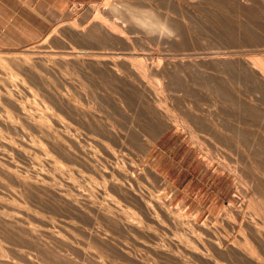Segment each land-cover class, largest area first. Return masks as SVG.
I'll use <instances>...</instances> for the list:
<instances>
[{
  "label": "rangeland",
  "instance_id": "374dc122",
  "mask_svg": "<svg viewBox=\"0 0 264 264\" xmlns=\"http://www.w3.org/2000/svg\"><path fill=\"white\" fill-rule=\"evenodd\" d=\"M30 1L0 0L1 19L19 21L23 26L28 20L37 21L40 17L39 12L44 11V8H34ZM36 1L38 4H47V7L58 9L63 18L53 25L44 24L48 29L45 28L47 32L45 31L46 33L43 34L39 33L38 28H31L34 36L39 35L40 37L37 42H31L21 34L18 36L11 34L0 27V108L2 109L0 121L3 120L0 127L5 130L11 126V130L6 129L10 130V133L7 131L8 136L2 134L3 129L0 128V131L2 130L0 142H2L1 140L4 141V143H0V245L3 249L5 248L7 255L13 254L8 257L11 259L18 256L17 264H76L70 257L72 253L76 256L78 253L76 260L86 258L88 264H232L231 261L234 262L235 256H227L225 261L211 249L208 239V234H211L212 236L218 235L224 240L227 238V242L221 245L220 250L226 251L228 248H235V251L233 249L232 251L241 260L254 259L255 256L247 250L255 248L253 241L256 243L258 241L259 243L264 242V228L261 231L258 229V232L261 233L257 232V237H254L252 241V236L246 233V229L242 231L235 222L238 216L244 219L246 217L247 221L252 220V212L249 208L253 190L251 185L253 181H257L259 178L264 180V173L261 172L264 168V122L253 119V121L242 120L244 118L243 113L231 102V99L239 92L240 87H238L237 80L238 74L243 71L242 69L237 71V68L229 67V76V74H221V69L217 68L218 66L214 63L205 62L201 66V70H205L202 74L197 64L186 63L185 65L183 62L180 63L182 57L178 56L177 53L185 48L203 53L209 51L211 47L219 48L222 46L221 48H225L227 46L226 48H229V46L236 47L243 42L250 43L248 36L255 32L254 29H251L253 28L251 22L254 16L257 17L255 19L259 21L258 23L264 27V0H98L88 3ZM127 1H131L134 5H138L142 1V4L140 3L142 8L151 9L150 11L158 16L169 15L173 19H180L181 15H185L188 24L186 26L181 25L186 38L185 44L183 45L173 38L167 40V37L163 36L158 39L154 34L144 33L145 30L138 28L131 22L124 24L127 28L120 25L121 21H115L109 10L110 7L121 8L122 5L130 3ZM92 4L95 5V8H91ZM243 11L247 16L244 15ZM22 17L27 18L24 20ZM243 19H248L249 24L247 21L245 24ZM219 20L220 22H218ZM97 21L102 23V28L100 27L96 31L99 38L95 37L93 40L92 37V40L88 38L85 40L86 37L82 36L81 32L83 30L87 32L89 27ZM240 22L241 24H239ZM244 25L251 27L248 26V29ZM244 28L250 33L246 31L245 34L246 29ZM243 32L244 34H242ZM95 39L100 42L98 41L96 44ZM261 43L264 47V38ZM26 47H31L35 53L33 52V58H29V61L27 59H24L27 61L22 60L21 68L18 66L19 68L14 70V66L4 61L3 54L11 55ZM77 48L94 49L102 51L106 55L110 54L112 58L108 61L103 60L104 63L100 61V63H96L97 65L94 62L92 64V66L95 64L97 68L101 66L100 69L103 74L108 68L105 72V74H109L108 77L107 75L104 77L100 69L97 70L96 67L94 69L95 65L93 68L91 67L94 73L91 68H87L85 65L92 76L98 74V76L90 77V82L87 78L90 74L86 76L89 72L82 68L83 71L82 66L79 65L83 62L82 58H72L71 52L78 50ZM216 48L212 50H216ZM245 48L253 49L256 47L252 46L251 43ZM116 53L118 54L116 55ZM130 53L134 55L131 57L139 58V63L135 58H131L134 60L132 61L133 64L131 63V59L128 57ZM49 54L60 55V59H52ZM122 58L124 59L122 60ZM48 59L50 63H48ZM129 59L130 62H128ZM247 60V68L259 73L256 79L258 81L259 79L264 80V64L258 68L248 64ZM134 62L137 64L135 63V65ZM170 63L173 64V67ZM138 64H141L139 68L136 67L139 66ZM68 65L72 66L69 67ZM64 66L67 67L64 68ZM103 67H106L105 70H102ZM46 69L51 72H47ZM52 70L55 71L54 74H52L54 72ZM2 76H4V81ZM109 76H112L113 79ZM111 80L119 83H113ZM55 82H58L57 85ZM82 84L86 87H82ZM113 84L116 85L115 88H112L114 87ZM214 84L222 87L219 89L222 91L220 92ZM63 87H73L71 89L73 93L71 94L68 90V93L63 92L62 90L66 91ZM223 88H226L227 94ZM88 89L92 91L89 92L93 93L92 95L87 93ZM116 90L120 92L114 93ZM14 91L15 94L13 95L12 92L14 93ZM82 91L85 93V98ZM20 92L25 95L30 92L28 94L30 101L26 98L27 96L24 97L23 93L20 94ZM35 92L36 99L33 98ZM75 93H77V97H72ZM78 93H80L79 97ZM60 94L62 95L60 96ZM21 95L22 98L20 99ZM77 98L78 100H85L87 103L78 101ZM18 99H20L19 102ZM23 99L24 101H22ZM37 101L39 105H36ZM153 101H157L156 104ZM159 101L163 105L157 104ZM49 103L54 107L50 106ZM11 104L25 107L26 111L31 113L24 111L25 109H20V107H18L20 110H16L17 107H14L13 110L10 108V106L13 108ZM60 105L61 107H59ZM151 107L152 109L155 107L154 110L158 111L157 114ZM260 107L261 113H264V104H261ZM39 108L40 110H38ZM60 109L64 111H62L64 115L59 112ZM3 110H6L5 112L9 115ZM71 111L74 112L71 113ZM17 113L30 121L28 122V119L25 121L24 118H21L23 116L20 114L19 116ZM23 113L32 116L29 115L30 117L27 116L26 118ZM13 116H17V118L19 116V118ZM33 116L36 121L34 118L31 122ZM5 117L9 118L5 119ZM11 117L13 118L11 119ZM3 118L7 121L5 122ZM8 119H11L10 122ZM13 119H16L17 122ZM149 121L151 122L148 123ZM49 123L53 125L51 127L53 129L49 128ZM30 124L32 125L30 126ZM41 127L42 129H40ZM54 129L56 130L54 131ZM49 130L51 131L48 133ZM4 145L6 146L5 150ZM29 146H32L33 149ZM38 162L40 163L37 164ZM34 165L40 166L35 167ZM138 169V172L135 171ZM49 188L50 190H47ZM117 190L119 192L116 199L109 197L108 193H115ZM230 205L238 207V210L236 207L233 209ZM37 233L39 235H36ZM64 235V238L67 239L65 242ZM242 235L243 237L246 235V239L249 240L248 242L244 241L245 245L237 242V238ZM87 237L96 241L95 244L93 243L95 247L92 251L90 246L85 247L84 243L91 242ZM38 241L45 243L44 245L41 243V245ZM62 243L64 244L62 245ZM45 244L47 245L45 246ZM53 246H58L59 250L52 257L47 253V249L53 248ZM62 248L65 250L63 249V251ZM108 248L117 250L118 255H114L116 258L110 259L111 256L107 255ZM145 248L149 250L148 256L151 255L153 260L151 258L150 261L144 259L147 258L144 255L147 256L148 254V252L146 254ZM77 249L78 251H76ZM85 249L90 250L91 252L88 253H92L93 256L87 253L88 256L83 257ZM68 250L73 252H69V255ZM254 251L256 250L254 249ZM64 252L68 256L62 255ZM100 256H104V258ZM6 259H1L0 263L9 264L10 262L7 261V263ZM123 259L125 260L123 261ZM262 263L264 264V260Z\"/></svg>",
  "mask_w": 264,
  "mask_h": 264
},
{
  "label": "bare ground",
  "instance_id": "6f19581e",
  "mask_svg": "<svg viewBox=\"0 0 264 264\" xmlns=\"http://www.w3.org/2000/svg\"><path fill=\"white\" fill-rule=\"evenodd\" d=\"M36 0H31L30 1V4H31V6H34V8H36V7H41V8H44L43 10L44 11H42L41 10V12H39V18H38V20L37 21H31V20H28L27 21V23L25 22V24H24V26H23V24H21V23H19V21L18 22H16V21H10V20H8V19H1L2 17H0V27L1 28H4V29H6L9 33H11V34H15V35H19V34H21V35H23V36H25L26 38H27V40H30L31 42L32 41H36L37 42V40H39L40 39V37H39V35H37V36H34V34H33V31H32V29L31 28H38V30H39V33H41V34H43V33H46L47 32V30H45V28L46 29H48L47 28V26H44V24L45 25H47V23L48 24H52L53 25V23H55V22H60L63 18L61 17V13H60V11L58 10V9H56V8H54V7H47V4H42V3H40V4H38V2L36 1ZM39 1V0H38ZM139 1V0H138ZM126 2V1H125ZM127 2H130V3H128V4H124V5H122V7L120 8V7H110V10H109V12H110V15L112 16V17H114L113 19L116 21V20H118V22H120V25H122L123 27H126L124 24H126V23H128L129 24V22H131V23H133V25H136L138 28H141V29H143V30H145V32L144 33H149V34H154V35H156L157 37H158V39H160L162 36L163 37H167V40H170L171 38H173L174 40H178L181 44H185V34L183 33V28H182V26L181 25H185L186 26V24H188L187 23V17L185 16V15H181L180 16V19H173L171 16H169V15H165V16H158V15H155L153 12H151L150 10H146V8L144 9V8H142L141 7V5H140V3L142 2H140L138 5H134V3H132L131 1H127ZM210 2V1H209ZM233 2V1H232ZM28 3V2H27ZM132 3V4H131ZM146 3V2H145ZM212 3V2H211ZM214 3V2H213ZM219 3V2H218ZM29 4V3H28ZM142 4V3H141ZM233 4H234V2H233ZM120 5V6H121ZM139 5H140V7H139ZM231 5V4H230ZM143 6V5H142ZM218 6V5H217ZM144 7V6H143ZM151 7H152V5H151ZM226 7V6H225ZM34 8H32L33 10H36V9H34ZM91 8H95V5H91ZM230 8V7H229ZM263 8V7H262ZM87 9V8H86ZM109 9V8H108ZM223 9V8H222ZM29 10V9H28ZM180 10V9H179ZM32 11V10H31ZM245 11V10H244ZM243 11V12H244ZM23 12V11H22ZM89 12V11H88ZM170 12V11H169ZM172 12V11H171ZM174 12V11H173ZM9 13V12H8ZM25 13H26V10H25ZM28 14L30 13L29 11L27 12ZM239 13H242V12H239ZM245 13V12H244ZM90 15H91V13H89ZM243 14V13H242ZM27 15V14H26ZM26 15H23V16H26ZM38 15V14H37ZM244 15H246V13L244 14ZM15 16V15H14ZM29 16V15H28ZM72 16V15H71ZM103 16V15H102ZM110 16V19L112 18ZM213 16V15H212ZM247 16V15H246ZM245 16V17H246ZM259 16V15H258ZM107 17H108V15H107ZM250 18H251V15L249 16ZM248 17V18H249ZM23 18V17H22ZM27 17H25V19H26ZM109 18V17H108ZM252 18H253V15H252ZM255 18H257V17H255L254 16V18H253V21L251 22L252 23V27L253 28H251V29H254V33L253 34H251L250 32H248V30L246 29V28H244V29H246L245 30V34H246V31L248 32V33H250L249 34V36L248 37H250L249 39H250V43L248 42H243V43H240V45H238V46H236V47H230L229 46V48H226L227 46H225L224 44V46H225V48L223 47V48H221V47H219V48H216V47H211L210 48V50L208 51H206V52H203V53H199V52H197V50L195 51V50H190V49H187V48H185V49H183L181 52H179V53H177L178 54V56H181L182 57V59H180V57H178L179 59H180V63L181 62H183V64L185 63V65H186V63H192V64H197L199 67H200V69H199V71L203 74L204 72H205V70L204 71H202L201 70V66H203L202 64L203 63H205V62H211V63H214V65H216V66H218L217 68H219V69H221V74L222 73H224V74H226V75H228L229 74V76H230V68L229 67H233V68H237V71H240V69H242L241 71V73L240 74H238L239 75V78H238V80H237V83H238V87H240V89H239V92H237V94L235 95V97H233V99H231V102H232V104L235 106H237V108H238V110L240 111V112H242L243 114V116H244V118L242 119V120H251V121H253V120H258L259 122H260V120L262 121V122H264V113H261V107H260V105L261 104H264V80H260L259 79V81L256 79V77L259 75V73H257V72H254V71H252V69H251V71L247 68L248 67V65L246 64V59H248L247 61H248V64H251V65H254V66H256V67H260L261 65H263L264 64V47L262 46V43H261V41H262V39L264 38V27L263 26H261L258 22V20L257 19H255ZM24 19V18H23ZM24 19V20H25ZM86 19V18H85ZM107 19V18H106ZM109 19V20H110ZM238 19H239V17H238ZM65 20V19H64ZM112 20V19H111ZM223 20V19H222ZM244 20V19H243ZM248 19H246V20H244L243 22L246 24V21H247ZM250 20V19H249ZM252 20V19H251ZM67 21H69V20H67ZM77 21V20H76ZM103 21V20H102ZM211 21V20H210ZM224 21V20H223ZM69 22H71V21H69ZM85 22V21H84ZM101 22V21H100ZM100 22H94L92 25H91V27H89V29H88V31L87 32H85L84 30L81 32L80 30V32L82 33V36H84V37H86L85 38V40L88 38V39H91L92 40V37H93V40H94V38L96 37H98V34H97V32L96 31H98L99 29H100V27H101V24H100ZM194 22V21H193ZM218 22H220V20L218 21ZM239 22V21H238ZM242 22V23H243ZM248 22V21H247ZM22 23H24V22H22ZM62 23V22H61ZM74 23V22H73ZM235 23V22H234ZM26 24H27V26H26ZM57 24V23H56ZM55 24V25H56ZM127 24V25H128ZM224 24H225V21H224ZM227 24V23H226ZM239 24H241V22L239 23ZM248 24H249V22H248ZM65 25V24H64ZM68 25H71V24H68ZM67 25V26H68ZM76 25V24H75ZM223 25V24H222ZM244 26H247V28L249 29V27L248 26H250V25H244ZM24 27V28H23ZM69 27V26H68ZM75 27V26H74ZM77 27V26H76ZM243 27V26H242ZM251 27V26H250ZM28 28V29H27ZM84 28V27H83ZM102 28V27H101ZM127 28V27H126ZM135 28V27H134ZM125 29V28H124ZM121 29H119V31H120ZM227 30V29H226ZM46 31V32H45ZM79 31H77V32H79ZM122 31V30H121ZM132 31V30H131ZM193 31V30H192ZM244 31V30H243ZM2 33H3V31H1ZM38 32V31H37ZM129 32V31H128ZM138 32V31H137ZM140 32V31H139ZM242 32V31H241ZM252 32V31H251ZM80 33V34H81ZM121 33V32H120ZM124 33V32H123ZM242 34H244V32L242 33ZM241 34V35H242ZM78 35V34H77ZM134 35V34H133ZM41 36V35H40ZM42 37V36H41ZM244 37H245V35H244ZM39 38V39H38ZM99 38V37H98ZM237 38V37H236ZM103 39V38H102ZM189 39V38H188ZM229 39V38H228ZM238 39H239V37H238ZM245 39H247V37H245ZM83 40V39H82ZM96 41V44L98 43V39H95ZM162 40V39H161ZM244 41V40H243ZM247 41V40H246ZM78 42V41H77ZM84 42V41H83ZM100 42V41H99ZM112 42V41H111ZM159 42V41H158ZM177 42V41H176ZM187 42V41H186ZM242 42V41H241ZM90 43V42H89ZM102 43V42H101ZM100 43V44H101ZM198 43V42H197ZM251 43H252V46H255L256 48H253V49H247V48H245L246 46H250L251 45ZM84 44V43H83ZM95 44V43H94ZM103 44V43H102ZM101 44V45H102ZM38 45V44H37ZM92 45V44H91ZM100 45V46H101ZM177 45V44H176ZM229 45V44H228ZM18 46V45H17ZM57 46V45H56ZM98 46V45H97ZM104 46V45H103ZM105 46H106V44H105ZM125 46V45H124ZM179 46V45H178ZM182 46V45H181ZM1 47H3V46H1ZM40 47V46H39ZM89 47V46H88ZM95 47V46H94ZM47 48V47H46ZM104 48V47H103ZM183 48V47H182ZM213 48H216V50H212ZM221 48V49H220ZM78 49V48H77ZM97 49V48H96ZM174 49V48H173ZM3 51V50H2ZM104 51V50H103ZM1 52V51H0ZM7 52V51H6ZM14 52V51H13ZM12 52V53H13ZM34 52V50H32V48L31 47H26V48H24V49H22V50H19V51H15V53L14 54H11V55H9V54H7V53H5V54H3V57H4V61H6L7 62V64H9V65H11V66H14L15 68H14V70L19 66L20 67V64H21V62H22V60H24V59H29V58H33V54L35 53H33ZM8 53H9V51H8ZM51 53V52H50ZM72 54H73V56H72V58H77V57H80V58H82V60H83V62H82V64H79V65H81L82 67H81V69L82 68H84V70L87 72H89V69L87 70V68L89 67V68H93V66L96 64V63H100V61H103V60H109V59H111L112 57H110V54L109 55H106V53L104 54V52H100V51H97V50H94V49H88V48H79L78 50H75L74 52L72 51L71 52ZM110 53V52H109ZM134 53V52H133ZM133 53H130L129 55L130 56H128V57H130V59L131 58H135V60L137 59L136 57H131V56H134L133 55ZM113 54V53H112ZM118 53H116V55H117ZM122 54V53H121ZM125 54H128V53H125ZM124 54V55H125ZM132 54V55H131ZM135 54V53H134ZM49 55H51V54H49ZM48 55V56H49ZM115 55V56H116ZM120 55V54H119ZM136 56V55H135ZM50 57V56H49ZM60 57V55H51V57L50 58H52V59H58ZM62 57V56H61ZM66 57V56H65ZM126 57V56H125ZM124 57V58H125ZM42 58V57H41ZM79 58V59H80ZM113 58H114V55H113ZM120 58V57H119ZM124 58H122V60L124 59ZM157 58V57H156ZM177 58V59H178ZM60 59V58H59ZM66 59V58H65ZM69 59H71V58H69ZM130 59H129V61L128 62H130ZM139 59V58H138ZM138 59H137V62H138ZM154 59V58H153ZM27 60H24V61H27ZM30 60V59H29ZM28 60V61H29ZM64 60V59H63ZM72 60H74V59H72ZM71 60V61H72ZM128 60V59H127ZM152 60V59H151ZM172 60V59H171ZM174 60V59H173ZM44 61V60H43ZM48 61V63H50L49 62V59L47 60ZM78 61V60H77ZM132 61H134L133 59H131V63L133 64V62ZM140 61V60H139ZM32 62V60L30 61V63ZM33 62H35V61H33ZM57 62V61H56ZM60 62H63V61H60ZM81 62V61H80ZM93 62L95 63L93 66H92V64H93ZM105 61H103V63H104ZM117 62V61H116ZM115 62V63H116ZM119 62V61H118ZM141 62V61H140ZM172 62V61H171ZM39 63V62H38ZM44 63V62H43ZM43 63H42V65H43ZM55 63V62H54ZM58 63V62H57ZM65 63V62H64ZM72 63H73V61H72ZM102 63V62H101ZM112 63H114V61H112ZM136 62H134V64H135ZM139 63V62H138ZM175 63V62H174ZM36 64H37V62H36ZM62 64V63H61ZM60 64V65H61ZM76 64V63H75ZM109 64V63H108ZM137 64V63H136ZM135 64V65H136ZM150 64V63H149ZM170 64H172V63H170ZM191 64V65H192ZM1 65V64H0ZM21 65H23V64H21ZM28 65H30V64H28ZM34 65V64H33ZM32 65V66H33ZM84 65V66H83ZM85 65H87V68H85ZM97 65V64H96ZM94 66V69H95V67H96V69L98 70V69H100L101 68V66H100V68H97V66ZM110 65H111V62H110ZM113 65H115V64H113ZM139 65V64H138ZM141 65V64H140ZM140 65L139 66H136V67H140ZM176 65V64H175ZM178 65H180V64H178ZM188 65V64H187ZM194 65H192V66H194ZM7 66V65H6ZM50 66V65H49ZM57 66H59V64H57ZM57 66H55V67H57ZM69 66V65H68ZM70 66H72V65H70ZM69 66V67H70ZM99 66V65H98ZM105 66V65H104ZM109 66V65H108ZM108 66H106V67H108ZM124 66V65H123ZM122 66V67H123ZM172 67H173V64L171 65ZM177 66V65H176ZM18 67V68H19ZM22 67V66H21ZM20 67V68H21ZM35 67V66H34ZM65 67H67V66H64V68ZM105 67V68H106ZM115 67V66H114ZM121 67V68H122ZM128 67H130L129 65H128ZM132 67V66H131ZM160 67V66H159ZM186 67V66H185ZM13 68V67H12ZM39 68V67H38ZM44 68V67H43ZM46 68V67H45ZM44 68V69H45ZM62 68V67H61ZM61 68H59V69H61ZM91 68V69H92ZM104 68V67H103ZM105 68L104 69H102V70H105ZM134 68V67H133ZM229 68V69H228ZM22 69H24V68H22ZM37 69V68H36ZM43 69V70H44ZM56 69V68H55ZM58 69V68H57ZM68 69V68H67ZM77 69V68H76ZM90 69V70H91ZM108 69V68H107ZM106 69V70H107ZM112 69V68H111ZM110 69V70H111ZM135 69V68H134ZM193 69V68H192ZM195 69H196V67H195ZM262 69V68H261ZM26 70V69H25ZM29 70V69H28ZM34 70V69H33ZM47 70V72H49L48 71V69H46ZM45 70V71H46ZM50 70H51V67H50ZM83 70V69H82ZM83 70V71H84ZM93 70V69H92ZM96 70V71H97ZM106 70L104 71V74L102 73L103 71H101V69H100V72L104 75V77H106V75L107 74H105V72H106ZM112 70H114V69H112ZM112 70H111V72H112ZM148 70V69H147ZM150 70V69H149ZM151 70H152V68H151ZM162 70V69H161ZM173 70H175V69H173ZM172 70V71H173ZM180 70V69H179ZM206 70H208V69H206ZM218 70V69H217ZM234 70V69H233ZM233 70H231V71H233ZM259 70V69H258ZM19 71V70H18ZM45 71H44V73H45ZM54 70H52V72H53ZM83 71H80V72H83ZM115 71V70H114ZM138 71H140V72H142L140 69H138ZM154 71H155V69H154ZM235 71V70H234ZM27 72V71H26ZM32 72V71H31ZM51 72V71H50ZM49 72V73H50ZM80 72H79V74H80ZM139 72V73H140ZM151 72V71H150ZM191 72V71H190ZM25 73V72H24ZM34 73V72H33ZM55 73V71L52 73V74H54ZM77 73V72H76ZM85 73V72H84ZM93 73H94V70H93ZM96 73V72H95ZM98 73V72H97ZM100 73V74H101ZM138 73V74H139ZM163 73V72H162ZM234 73V72H233ZM235 73H237V72H235ZM30 74V73H29ZM28 74V75H29ZM90 74V72L88 73V74H86V76H88ZM232 74V73H231ZM262 74V73H261ZM24 75V74H23ZM27 75V74H26ZM81 75V74H80ZM91 75V74H90ZM89 75V77H87L88 79L90 78V77H93V76H98V74L97 75H91L90 76ZM109 75V74H108ZM108 75H107V77H108ZM110 75H113V74H110ZM140 75V74H139ZM184 75H185V73H184ZM218 75V74H217ZM47 76V75H46ZM45 76V77H46ZM48 76H49V74H48ZM79 76V75H78ZM84 76V75H83ZM85 76V77H86ZM114 76V75H113ZM126 76V75H125ZM133 76V75H132ZM224 76V75H223ZM262 76V75H261ZM4 76H2V78H3ZM18 77V76H17ZM16 77V78H17ZM38 77V76H37ZM40 77V76H39ZM103 77V78H104ZM110 77H112V76H109V78ZM115 77H117V76H115ZM120 77H121V75H120ZM119 77V78H120ZM130 77V76H129ZM134 77V76H133ZM156 77V76H155ZM236 77V76H235ZM1 78V79H2ZM9 78H10V76H9ZM13 78V77H12ZM25 78V77H24ZM47 78V77H46ZM52 78H54V77H52ZM51 78V79H52ZM131 78V77H130ZM138 78V77H137ZM153 78V77H152ZM168 78V77H167ZM8 79V78H7ZM6 79V80H7ZM14 79V78H13ZM26 79V78H25ZM35 79V78H34ZM33 79V80H34ZM50 79V78H49ZM95 79V78H94ZM111 79H113V77L111 78ZM151 79V78H150ZM209 79V78H208ZM211 79V78H210ZM5 79L3 78V81H4ZM19 80V79H18ZM24 80V79H23ZM22 80V81H23ZM37 80V79H36ZM60 80V79H59ZM125 80V79H124ZM136 80V79H135ZM21 81V80H20ZM19 81V82H20ZM82 81V80H81ZM89 81H90V79H89ZM94 81V80H93ZM92 81V82H93ZM99 81V80H98ZM101 81V80H100ZM118 81H119V79H118ZM118 81H115L116 82V84H118L119 82ZM6 82H10V81H6ZM39 82V81H38ZM85 82V81H84ZM88 82V81H87ZM91 82V81H90ZM95 82V81H94ZM111 82H113L112 80H111ZM115 82H113V83H115ZM140 82V81H139ZM1 83V82H0ZM24 83V82H23ZM26 83V82H25ZM37 83V82H36ZM57 83L58 82H55V84L57 85ZM144 83V82H143ZM214 83H216V82H214ZM29 84H31L30 83V81H29ZM62 84V83H61ZM60 84V85H61ZM64 84V83H63ZM62 84V85H63ZM95 84V83H94ZM94 84H93V86H94ZM104 84V83H103ZM123 84V83H122ZM145 84V83H144ZM154 84V83H153ZM1 85V84H0ZM42 85V84H41ZM65 85V84H64ZM87 85V84H86ZM88 85H90L89 83H88ZM114 85V84H113ZM112 85V86H113ZM216 87H217V89L219 90V89H221L222 87H219V85H217V84H214ZM236 85V84H235ZM22 86H24V85H22ZM34 86V85H33ZM35 86L37 87V85L35 84ZM79 86V85H78ZM86 87L84 84H82V87ZM91 86V85H90ZM93 86H92V88H93ZM109 86V85H108ZM115 86L116 85H114V87H112V88H115ZM13 87V86H12ZM20 87V86H19ZM18 87V88H19ZM38 87H40L39 85H38ZM46 87V86H45ZM58 87H60V86H58ZM62 87V86H61ZM66 87H68V86H66ZM110 87V86H109ZM121 87V86H120ZM144 87V86H143ZM211 87V86H210ZM216 87H215V89H216ZM231 87V86H230ZM236 87V86H235ZM21 88V87H20ZM25 88V87H24ZM42 88V87H41ZM64 88V87H63ZM63 88H61V89H63ZM70 88V87H69ZM69 88H64L66 91H64V90H62L63 92H67L68 93V91L69 92H71V91H73V90H71L73 87H71L70 89ZM81 88V87H80ZM125 88V87H124ZM15 89V88H14ZM13 89V90H14ZM36 89V88H35ZM44 89V88H43ZM46 89H49V88H46ZM224 89V88H223ZM226 89V88H225ZM223 90L224 92H225V94H227V91L226 90ZM236 89V88H235ZM238 89V88H237ZM24 90V89H23ZM22 90V91H23ZM37 90V89H36ZM38 90H39V88H38ZM68 90V91H67ZM89 91L87 92L88 94H90V95H92L91 93H89V92H92V91H90V89H88ZM112 90V89H111ZM172 90V89H171ZM233 90H234V88H233ZM10 91V90H9ZM20 91V90H19ZM51 91V90H50ZM61 91V92H62ZM75 91H76V88H75ZM74 91V92H75ZM80 91V90H79ZM84 91V90H83ZM82 91V92H83ZM119 90H116V91H114V93L115 92H118ZM220 91V90H219ZM222 91V90H221ZM220 91V92H221ZM25 92V91H24ZM31 92V91H30ZM29 92V93H30ZM44 92V91H43ZM78 92V91H77ZM120 92V91H119ZM164 92V91H163ZM9 94H11V92H8ZM17 93V92H16ZM23 93V92H22ZM21 92H20V94H22ZM27 93V92H26ZM28 93V94H29ZM32 93V92H31ZM49 93V92H48ZM66 93V94H67ZM73 92H71V94H72ZM81 93V92H80ZM80 93H78V97H79V94ZM4 94V93H3ZM12 94L14 95L15 94V91H14V93L12 92ZM19 94V95H20ZM28 94H22V95H24V97H26V98H28V96H30V95H28ZM35 94H36V92L32 95L31 94V96H33V98H35ZM70 94V93H69ZM76 94L77 93H75L74 95H72V97H77L76 96ZM85 93L83 92V96H84V98H85V95H84ZM87 94V95H88ZM113 94V93H112ZM129 94V93H128ZM22 95L20 96V99L22 98ZM48 95V94H47ZM51 95V94H50ZM62 94H60V96H61ZM119 95V94H118ZM4 96V95H3ZM12 96V95H11ZM37 96V95H36ZM57 96H59L58 94H57ZM67 96H71V95H67ZM10 97V96H9ZM44 97V96H43ZM42 97V98H43ZM50 97V96H49ZM56 97V96H55ZM63 97V96H62ZM146 97V96H145ZM229 97H231L230 95H229ZM8 98V97H7ZM6 98V99H7ZM16 98H18V97H16ZM32 98V99H33ZM41 98V99H42ZM45 98V97H44ZM52 98H53V96H52ZM80 98H82L81 96H80ZM83 98V99H84ZM93 98V97H92ZM147 98H148V96H147ZM235 98V99H234ZM9 99V98H8ZM11 99V98H10ZM15 99V98H14ZM13 99V100H14ZM20 99H18V102H19V100ZM36 99V98H35ZM46 99H47V96H46ZM54 99V98H53ZM65 99H67V98H65ZM65 99H62L63 101L65 100ZM76 99V98H75ZM74 99V100H75ZM149 99V98H148ZM26 100V99H25ZM28 100H29V98H28ZM50 100V99H49ZM73 100V101H74ZM77 100H78V98H77ZM152 100V99H151ZM22 101H24V99L22 100ZM27 101V100H26ZM30 101V100H29ZM28 101V102H29ZM36 101V100H35ZM39 102H40V100H38ZM38 101L35 103L36 105H39V103H38ZM46 101H48V100H46ZM55 101H56V99H55ZM66 101V100H65ZM78 101H84L85 102V100H81V99H79ZM5 102H6V100H5ZM8 102H9V100H8ZM14 102V101H13ZM16 102V101H15ZM14 102V103H15ZM21 102V101H20ZM48 102H51V101H48ZM68 102V101H67ZM155 104H156V102L157 101H153ZM27 103V102H26ZM31 103H33V102H31ZM30 103V104H31ZM44 103V102H43ZM52 103H53V101H52ZM61 103V102H60ZM76 103H78L77 101H76ZM81 103V102H80ZM85 103H87V102H85ZM6 104V103H5ZM18 104H20V103H18ZM17 104V105H18ZM22 104V103H21ZM29 104V103H28ZM29 104V105H30ZM48 104V103H47ZM51 103H49V105H50ZM151 104V103H150ZM157 104H161V105H163L160 101L157 103ZM7 105V104H6ZM12 106H13V108L10 106V108L11 109H15L14 107H17V109L16 110H18L19 108L18 107H20V105L19 106H14V104H11ZM46 105V104H45ZM59 105V104H58ZM77 105V104H76ZM80 105V104H79ZM1 106V105H0ZM8 106V105H7ZM24 106V105H23ZM43 106V105H42ZM41 106V107H42ZM50 106H52V104L50 105ZM83 106V105H82ZM156 106V105H155ZM158 107H159V105H157ZM30 107V106H29ZM34 107V106H33ZM40 107V106H39ZM45 107V106H44ZM52 107H54V106H52ZM59 107H61V105L59 106ZM59 107H58V109H59ZM69 107V106H68ZM9 108V107H8ZM8 108H7V110H8ZM76 108V107H75ZM80 108V107H79ZM84 108V107H83ZM155 108V107H154ZM154 108L152 109V107H151V109L152 110H154ZM162 108H164L163 106H162ZM161 108V109H162ZM6 109V108H5ZM20 109H25V107H20ZM19 109V110H20ZM44 109V108H43ZM55 109H57V108H55ZM85 109V108H84ZM150 109V111L151 112H153L152 110ZM2 109L0 108V111H1ZM12 110V111H13ZM15 110V111H16ZM38 110H40V108L38 109ZM46 110V109H45ZM50 110V109H49ZM70 110V109H69ZM72 110V109H71ZM74 110V109H73ZM158 110H160L159 108H158ZM4 111V110H3ZM6 111V110H5ZM4 111V113H7V112H5ZM11 111V110H10ZM23 111V110H22ZM24 111H26V109L24 110ZM31 111V110H30ZM41 111H42V108H41ZM52 111V110H51ZM57 111V110H56ZM63 110H59V112H61V113H63L62 112ZM86 111V110H85ZM84 111V112H85ZM264 111V110H263ZM17 112V111H16ZM26 112H29L28 110L26 111ZM32 112H34V111H32ZM54 112V111H53ZM58 112V113H59ZM74 111H71V113H73ZM87 112V111H86ZM85 112V113H86ZM154 112H156L155 110H154ZM158 112V111H157ZM157 112H156V114H157ZM161 112V111H160ZM170 112V111H169ZM29 113H31V112H29ZM44 113H46V112H44ZM57 113V112H56ZM65 113H66V110H65ZM8 114V113H7ZM6 114V115H7ZM20 114V113H19ZM18 113H17V115H19ZM24 114V113H23ZM27 114V113H26ZM26 114H24V115H26ZM55 114V113H54ZM83 114V113H82ZM150 114V113H149ZM1 115V114H0ZM5 115V116H6ZM9 115V114H8ZM15 115V114H14ZM21 115V114H20ZM19 115V116H20ZM29 115H31V114H29ZM29 115H26L25 117L27 118V116H29ZM34 115V114H33ZM37 115H38V113H37ZM59 115V114H58ZM63 115H64V113H63ZM67 115V114H66ZM69 115V114H68ZM152 115V114H151ZM12 116V115H11ZM19 116H18V118H19ZM21 116H23V115H21ZM32 116V115H31ZM39 116V115H38ZM41 116V115H40ZM44 116V115H43ZM46 116V115H45ZM47 116H49L48 114H47ZM56 116V115H55ZM153 116H154V113H153ZM13 117H15V118H17V116H13ZM13 117H11V119L13 118ZM30 117V116H29ZM35 117H36V115H35ZM34 116L33 117H31L32 119H31V122H32V120H34V118H35ZM61 117V116H60ZM88 117V116H87ZM90 117V116H89ZM7 118H9V117H7ZM6 117H5V119H7ZM17 118V119H18ZM21 118H24V116L23 117H21ZM21 118H20V121H21ZM49 118V117H48ZM136 118V117H135ZM141 118H143V117H141ZM218 118V117H217ZM4 119V118H3ZM4 119V121L6 122L7 120H5ZM10 119V120H11ZM25 119V118H24ZM28 119V118H27ZM27 119H25V121L27 120ZM45 119V118H44ZM43 119V120H44ZM150 119H151V117H150ZM253 119V120H252ZM10 120L8 119V121L10 122ZM16 120V119H15ZM14 119H13V121H15ZM142 120V119H141ZM162 120V119H161ZM1 121H3V120H1ZM0 121V122H1ZM19 121V120H18ZM30 120L28 119V122H29ZM34 121H36V118H35V120ZM33 121V122H34ZM46 121V120H45ZM163 121V120H162ZM4 122V123H5ZM16 122H17V120H16ZM40 122V121H39ZM143 122V121H142ZM151 121H149L148 123H150ZM164 122V121H163ZM166 122V121H165ZM171 122V121H170ZM195 122V121H194ZM203 122V121H202ZM8 123V122H7ZM6 123V125L8 126V124ZM42 123H44V122H42ZM46 123V122H45ZM133 123V122H132ZM146 123V122H145ZM183 123V122H182ZM181 123V124H182ZM0 124H3V122H1ZM36 124V123H35ZM50 124V123H49ZM61 124V123H60ZM112 124V123H111ZM143 125H144V123H142ZM152 124H154V123H152ZM152 124H149V125H152ZM165 124V123H164ZM246 124V123H245ZM264 124V123H263ZM32 124H30V126H31ZM43 125V124H42ZM47 125H48V123H47ZM46 125V126H47ZM70 125V124H69ZM78 125H80V124H78ZM142 125V126H143ZM157 125V124H156ZM158 125H160V124H158ZM166 125V124H165ZM1 126V125H0ZM9 126H10V124H9ZM33 126H35L34 124H33ZM33 126H32V128H33ZM45 126V125H44ZM49 126V125H48ZM53 125L52 124H50V127L49 128H51ZM110 126V125H109ZM139 126V125H138ZM26 127V126H25ZM58 127V126H57ZM72 127V126H71ZM141 127V126H140ZM155 127V126H154ZM166 127V126H165ZM184 127V126H183ZM1 129H3V127H0ZM6 128V127H5ZM11 128V126L10 127H7L6 129H10ZM35 128V127H34ZM46 128H48V127H46ZM99 128V127H98ZM104 128V127H103ZM102 128V129H103ZM261 128V127H260ZM5 129V130H6ZM16 129H18V128H16ZM28 129V128H27ZM36 129V128H35ZM40 129H42V127L40 128ZM51 129H53V128H51ZM58 129V128H57ZM63 129V128H62ZM110 129H112V128H110ZM5 130L3 129V131H4V133H3V131H2V134H7L6 136H8V132L11 130H6V132H5ZM36 130H39L38 128L36 129ZM36 130H34V131H36ZM56 129H54V131H55ZM0 131V132H1ZM8 131V132H7ZM51 130H49L48 131V133L50 132ZM80 131V130H79ZM38 132V131H37ZM46 132V131H45ZM45 132H43V133H45ZM53 132V131H52ZM51 132V133H52ZM71 132V131H70ZM10 133V132H9ZM50 133V134H51ZM104 133V132H103ZM106 133V132H105ZM1 134V135H2ZM30 134V133H29ZM32 134V133H31ZM38 134H39V132H38ZM41 134V133H40ZM49 134V135H50ZM60 134H61V132H60ZM1 135H0V137H1ZM20 135V134H19ZM47 135V134H46ZM51 135H53V134H51ZM62 135V134H61ZM74 135V134H73ZM263 136V135H262ZM261 136V137H262ZM21 137V136H20ZM69 137V136H68ZM73 137V136H72ZM93 137V136H92ZM29 139V138H28ZM85 139V138H84ZM6 140V139H5ZM67 140H69V139H67ZM227 140V139H226ZM3 143H4V141L3 140H1ZM31 141V140H30ZM65 141V140H64ZM70 141V140H69ZM89 141H90V139H89ZM114 141V140H113ZM218 141H219V139H218ZM2 142H0V143H2ZM8 142V141H7ZM14 142V141H13ZM51 142H53V141H51ZM60 142V141H59ZM81 142V141H80ZM47 143V142H46ZM72 143V142H71ZM79 143V142H78ZM84 143V142H83ZM25 144V143H24ZM85 144V143H84ZM149 144V143H148ZM210 144V143H209ZM150 145V144H149ZM8 147V146H7ZM32 148V146H29V148ZM47 147V146H46ZM67 147V146H66ZM72 147V146H71ZM261 147H263V146H261ZM4 150H5V148H6V146L4 145ZM3 148H1V149H3ZM69 148V147H68ZM127 148V147H126ZM264 148V147H263ZM262 148V149H263ZM33 149V148H32ZM150 149V148H149ZM3 150V151H4ZM7 150V149H6ZM11 150V149H10ZM62 150V149H61ZM70 150V149H69ZM89 150V149H88ZM2 151V150H1ZM17 151V150H16ZM56 151V150H55ZM5 152V151H4ZM31 152V151H30ZM34 152V151H33ZM18 153V152H17ZM116 153V152H115ZM3 154V153H2ZM29 154V153H28ZM43 154V153H42ZM146 154V153H145ZM37 155V154H36ZM87 155V154H86ZM21 156V155H20ZM102 156V155H101ZM43 157V156H42ZM47 157V156H46ZM50 157V156H49ZM24 158V157H23ZM32 158V157H31ZM89 158H91V157H89ZM9 159H11V158H9ZM34 159V158H33ZM239 159V158H238ZM68 160V159H67ZM71 160V159H70ZM9 161V160H8ZM25 161V160H24ZM37 161V160H36ZM50 161V160H49ZM75 161V160H74ZM83 161V160H82ZM16 162V161H15ZM41 162V161H40ZM40 162H38L37 164H39ZM43 162V161H42ZM56 162V161H55ZM36 163V162H35ZM73 163V162H72ZM82 163V162H81ZM95 163V162H94ZM252 163V162H251ZM5 164V163H4ZM17 164V163H16ZM25 164H26V162H25ZM31 164V163H30ZM49 164V163H48ZM238 164V163H237ZM7 165V164H6ZM15 165V164H14ZM24 165V164H23ZM28 165V164H27ZM32 165V164H31ZM35 167L37 166V167H39L38 165H34ZM42 166V165H41ZM43 166H44V164H43ZM18 167V166H17ZM90 167V166H89ZM252 167H253V165H252ZM261 167H262V164H261ZM24 168V167H23ZM44 168V167H43ZM46 169V168H45ZM90 169V168H89ZM99 169V168H98ZM41 170V169H40ZM70 170H72V169H70ZM92 170V169H91ZM131 171V170H130ZM135 171H139V169L138 170H135ZM135 171H133V173H135ZM24 172V171H23ZM55 172V171H54ZM89 172V171H88ZM115 172V171H114ZM261 172H262V174L264 173V168H262V170H261ZM7 173V172H6ZM34 173V172H33ZM61 173V172H60ZM103 173V172H102ZM53 174V173H52ZM62 174V173H61ZM64 174V173H63ZM261 174V173H260ZM261 174V175H262ZM136 175V174H135ZM57 176V175H56ZM90 176V175H89ZM132 176V175H131ZM242 176V175H241ZM3 177V176H2ZM9 177V176H8ZM30 177V176H29ZM61 177H62V175H61ZM123 177V176H122ZM17 178V177H16ZM22 178V177H21ZM64 178V177H63ZM40 179H41V176H40ZM48 179V178H47ZM59 179H60V177H59ZM260 179V181H258ZM259 179H257V181H251L252 182V187H253V190H252V196H250V206H249V208H250V211L252 212L251 214H252V220L251 221H247L246 220V217H245V219L243 218V217H241V216H238L237 218H236V225L238 226V227H241V230L242 231H244L245 229V231H246V233L248 234V235H250V236H252L251 237V240L253 241V239H254V237H257V232H258V229L261 231L263 228H264V180H263V178L261 179V178H259ZM34 181V180H33ZM80 181V180H79ZM19 182V181H18ZM26 182V181H25ZM44 182H45V180H44ZM64 182V181H63ZM96 182V181H95ZM120 182V181H119ZM39 183V182H38ZM61 183V182H60ZM79 183V182H78ZM34 185V184H33ZM44 185V184H43ZM140 185V184H139ZM65 186H67V185H65ZM26 187V186H25ZM68 187V186H67ZM74 187V186H73ZM18 188V187H17ZM47 188V187H46ZM68 188H71V187H68ZM86 188V187H85ZM65 189V188H64ZM103 189H104V187H103ZM102 189V190H103ZM117 189V188H116ZM16 190V189H15ZM47 190H50V188L49 189H47ZM113 190H115V189H113ZM73 191V190H72ZM110 191H112V190H110ZM109 191V192H110ZM9 192V191H8ZM69 192V191H68ZM73 192H75V191H73ZM73 192H71L72 194H73ZM114 192V191H113ZM118 190L115 192V193H108L109 194V197L111 196V197H115V199L117 198L116 197V195H118ZM10 194V193H9ZM8 194V195H9ZM76 194V193H75ZM88 194V193H87ZM2 195V194H1ZM13 195V194H12ZM49 195H51V194H49ZM54 195H56V194H54ZM79 195V194H78ZM77 195V196H78ZM7 196V195H6ZM5 196V197H6ZM133 196V195H132ZM14 197V196H13ZM70 197V196H69ZM119 197H120V195H119ZM127 197V196H126ZM8 198V197H7ZM48 198V197H47ZM54 198V197H53ZM24 199V198H23ZM15 200V199H14ZM18 200V199H17ZM120 200V199H119ZM67 201H69V200H67ZM87 201V200H86ZM105 201V200H104ZM107 201H109L108 199H107ZM107 201H105V203H107ZM13 202V201H12ZM22 202V201H21ZM41 202V201H40ZM60 202H61V200H60ZM248 202V201H247ZM25 204V203H24ZM36 204V203H35ZM241 204V203H240ZM22 205V204H21ZM27 205V204H26ZM38 205H40V204H38ZM117 205V204H116ZM247 205V204H246ZM6 206V205H5ZM9 206V205H8ZM25 206V205H24ZM23 206V207H24ZM230 206H232V205H230ZM10 207V206H9ZM120 207V206H119ZM139 207V206H138ZM233 207V206H232ZM234 207H236V206H234ZM234 207H233V209H234ZM8 208V207H7ZM125 208H126V206H125ZM237 208V210H238V207H236ZM235 208V209H236ZM82 209V208H81ZM127 209V208H126ZM245 209V208H244ZM33 211V210H32ZM139 211V210H138ZM245 211V210H244ZM17 212V211H16ZM29 212V211H28ZM27 212V213H28ZM38 212V211H37ZM19 213V212H18ZM30 213V212H29ZM68 213V212H67ZM98 213V212H97ZM134 213V212H133ZM244 213H246V212H244ZM23 214V213H22ZM104 214V213H103ZM102 214V215H103ZM120 214V213H119ZM122 214V213H121ZM140 214V213H139ZM249 214V213H248ZM9 215V214H8ZM32 215V214H31ZM55 216L57 215V214H54ZM66 215V214H65ZM68 215V214H67ZM71 215V214H70ZM236 215V214H235ZM23 216V215H22ZM21 216V217H22ZM26 216V215H25ZM24 216V217H25ZM50 216V215H49ZM58 216V215H57ZM159 216V215H158ZM161 216V215H160ZM242 216H245V215H242ZM254 216V217H253ZM76 217V216H75ZM140 217H141V215H140ZM148 217V216H147ZM234 217V216H233ZM27 218V217H26ZM32 218V217H31ZM38 218V217H37ZM43 218H44V216H43ZM59 218V217H58ZM91 218V217H90ZM139 218V217H138ZM177 218V217H176ZM3 219V218H2ZM5 219V218H4ZM33 219V218H32ZM39 219V218H38ZM46 219V218H45ZM78 219V218H77ZM140 219V218H139ZM233 219V218H232ZM253 219H255L254 221H253ZM17 220V219H16ZM30 220V219H29ZM80 220V219H79ZM128 220V219H127ZM131 220V219H130ZM150 220V219H149ZM52 221V220H51ZM76 222L78 221V220H75ZM105 221V220H104ZM133 221V220H132ZM139 221V220H138ZM20 222V221H19ZM50 222V221H49ZM55 222V221H54ZM60 222V221H59ZM100 222V221H99ZM231 222H234V221H231ZM23 223V222H22ZM39 223V222H38ZM124 223V222H123ZM27 224V223H26ZM31 224V223H30ZM63 224V223H62ZM87 224V223H86ZM19 225V224H18ZM44 225V224H43ZM67 225V224H66ZM232 225H235V224H232ZM68 226V225H67ZM111 226H112V224H111ZM35 227V226H34ZM243 227V228H242ZM57 228V227H56ZM78 228V227H77ZM153 228V227H152ZM20 229V228H19ZM42 229V228H41ZM62 229V228H61ZM73 230V229H72ZM87 230H88V228H87ZM138 230V229H137ZM41 231V230H40ZM51 231V230H50ZM63 231H65V230H63ZM74 231V230H73ZM240 231V230H239ZM55 232V231H54ZM82 232V231H81ZM99 232V231H98ZM221 232V231H220ZM128 233V232H127ZM217 233V232H216ZM229 234H230V232H228ZM238 233V232H237ZM240 233H241V231H240ZM258 233H261V232H258ZM62 233H60V236H62L61 235ZM125 234H126V231H125ZM177 234V233H176ZM222 234V233H221ZM227 234V233H226ZM263 234V233H262ZM15 235V234H14ZM36 235H39L38 233L36 234ZM179 235V234H178ZM223 235V234H222ZM261 235V234H260ZM47 236V235H46ZM94 236V235H93ZM104 236V235H103ZM228 236H230V235H228ZM38 237V236H37ZM48 237V236H47ZM46 237V238H47ZM65 237V235L63 236V239H64V242H65V239L66 238H64ZM94 237H96V236H94ZM208 239H209V241H210V243H209V245H210V247H211V249L213 250V251H215L216 253H217V255H218V257L219 258H221L222 260H227V256H230V255H233V256H235L234 258H235V260H234V262H233V260L231 261L232 262V264H263L262 263V260H264V242H260L259 243V241H258V243H256L255 241H253L255 244H253V246L255 247L254 249L256 250V251H254V249L253 248H251L250 250H247L248 252H250V253H252V255H254L255 256V258L254 259H246V260H241L240 258H238L237 256H236V254H235V252L233 253V251H232V249L231 248H228L226 251H222V250H220V247H221V245L222 244H224V243H226L227 242V238H226V240H224V239H221V237L220 236H218V235H214V236H212L211 234H208ZM246 235L243 237V235L241 236V237H238L237 239V242L238 243H240V244H243L244 243V241L245 242H248L249 240L248 239H246ZM58 238H59V235H58ZM87 238H89V241H91L90 243L88 242V243H84L85 244V247H89L90 246V248H91V251L94 249V247L95 246H93V243L95 244L96 243V241H95V239H93V238H91V237H87ZM129 238V237H128ZM228 238H231V237H228ZM249 238V237H248ZM52 239V238H51ZM260 239V238H259ZM262 239V238H261ZM37 240H39V239H37ZM42 240V239H41ZM48 240V239H47ZM59 240V239H58ZM67 240V239H66ZM88 240V239H87ZM99 240V239H98ZM129 240V239H128ZM203 240H205V239H203ZM45 241V240H44ZM76 241V240H75ZM39 242V241H38ZM43 242V241H42ZM42 242H39L40 244L42 243ZM46 242V241H45ZM44 242V243H45ZM52 242V241H51ZM67 242V241H66ZM79 242V241H78ZM113 242V241H112ZM111 242V243H112ZM115 242V241H114ZM120 242V241H119ZM28 243V242H27ZM44 243H42L43 245H44ZM67 243H69V241L67 242ZM125 243V242H124ZM41 244V245H42ZM64 243H62V245H63ZM127 244V243H126ZM246 243H244V245H245ZM40 245V246H41ZM47 244H45V246H46ZM49 245V244H48ZM54 245V244H53ZM66 245V244H65ZM78 245H80V244H78ZM99 245V244H98ZM104 245V244H103ZM124 245V244H123ZM122 245V246H123ZM226 245V244H225ZM247 245H249L248 243H247ZM38 246V245H37ZM36 246V247H37ZM73 246V245H72ZM83 246V245H82ZM143 246H144V244H143ZM174 246V245H173ZM198 246V245H197ZM42 247V246H41ZM56 246H53V248H49V249H47V253H49V255H52V257L54 256V254L55 253H57L58 252V250H59V247L57 246L56 248H58V249H56L55 248ZM62 247V246H61ZM60 247V248H61ZM65 247V246H64ZM194 247V246H193ZM238 247V246H237ZM241 247H242V245H241ZM45 248V247H44ZM68 248V247H67ZM105 248V247H104ZM243 248V247H242ZM34 249V248H33ZM65 250V248H62V250ZM73 249V248H72ZM71 249V250H72ZM79 249V248H78ZM78 249L76 250V251H78ZM100 249V248H99ZM106 249V248H105ZM146 250V254H147V252H148V254H147V256H145L144 255V257H147V258H144L145 260L146 259H148V261H150L149 259L151 258L150 256H148L149 255V250L147 249V248H145ZM249 249V248H248ZM32 250V249H31ZM45 250H46V248H45ZM63 250V251H64ZM69 251L68 250V254L70 255V253L71 252H73V251ZM109 252H107V255L109 254L111 257H110V259L112 258V257H115L114 255H118L117 254V250H115L114 248H113V250L112 249H110V248H108L107 249ZM172 250V249H171ZM234 251H235V248L233 249ZM90 250H84L83 251V257L85 256H88V254L89 255H92V253H88V252H91ZM102 251V250H101ZM144 251V252H145ZM245 251H246V247H245ZM31 252V251H30ZM60 252V251H59ZM70 252V253H69ZM239 252H241V251H239ZM247 252V253H248ZM35 253V252H34ZM44 253V252H43ZM61 253V252H60ZM76 253V252H75ZM88 253V254H87ZM97 253V252H96ZM118 253L120 254V252L118 251ZM249 253V254H250ZM6 252H5V248L3 249L2 247H1V245H0V261H1V259H8L9 257V255H13L12 253L11 254H6ZM38 254V253H37ZM42 254V253H41ZM44 254H46V252L44 253ZM65 254V252L62 254V255H64ZM68 254L66 255V256H68ZM241 254V253H240ZM34 255V254H33ZM39 255V254H38ZM79 255H81L82 256V254H79ZM99 255H101V254H99ZM248 255V254H247ZM15 256V255H14ZM44 256V255H43ZM76 256V254H74V253H72L71 255H70V257H71V259H73L74 260V262L76 263V264H88V262L86 261V258H83V259H80V260H76V258H78V253H77V256ZM93 256V255H92ZM208 256V255H207ZM242 256V255H241ZM58 257H60V256H58ZM80 257V256H79ZM101 257V256H100ZM202 257H203V255H202ZM244 257V256H243ZM249 257H250V255H249ZM44 258V257H43ZM101 258H104V256H102ZM106 258V257H105ZM116 258V257H115ZM125 258H127V257H125ZM6 259V262L8 261V262H10L9 264H17V261H19V258H18V256L17 257H14V258H9L8 260ZM47 259V258H46ZM95 259V258H94ZM109 259V260H110ZM196 259V258H195ZM35 260V259H34ZM68 260H69V258H68ZM88 260V259H87ZM93 260V259H92ZM97 260V259H96ZM99 260H100V258H99ZM104 260V259H103ZM102 260V261H103ZM106 260V259H105ZM113 260V259H112ZM125 259H123V261H124ZM151 260H153L152 258H151ZM221 260V261H222ZM22 261V260H21ZM66 261V260H65ZM64 261V262H65ZM70 261V260H69ZM91 261V260H90ZM89 261V262H90ZM131 261V260H130ZM3 262V261H2ZM7 262V263H8ZM22 262H24V261H22ZM113 262V261H112ZM67 263V262H66ZM69 263V262H68ZM91 263V262H90ZM108 263V262H107ZM110 263V262H109ZM115 263V262H114ZM175 263V262H174ZM0 264H2V263H0ZM6 264V263H5ZM20 264V263H19ZM28 264V263H27ZM70 264V263H69ZM105 264V263H104ZM161 264V263H160ZM230 264V263H229Z\"/></svg>",
  "mask_w": 264,
  "mask_h": 264
},
{
  "label": "crops",
  "instance_id": "0c3cea01",
  "mask_svg": "<svg viewBox=\"0 0 264 264\" xmlns=\"http://www.w3.org/2000/svg\"><path fill=\"white\" fill-rule=\"evenodd\" d=\"M53 1H58V2H65V3H88L91 1H98V0H53Z\"/></svg>",
  "mask_w": 264,
  "mask_h": 264
}]
</instances>
